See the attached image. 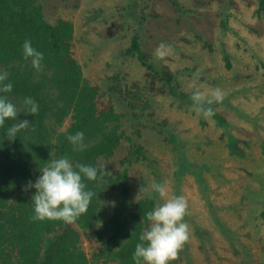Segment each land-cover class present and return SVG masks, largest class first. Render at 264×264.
Listing matches in <instances>:
<instances>
[{"label":"rangeland","instance_id":"obj_1","mask_svg":"<svg viewBox=\"0 0 264 264\" xmlns=\"http://www.w3.org/2000/svg\"><path fill=\"white\" fill-rule=\"evenodd\" d=\"M39 1L50 21H73L84 75L102 86L99 100L121 113L125 137L102 159L106 172L128 173L134 205L154 182H166L169 197H185L189 239L170 264H264L260 0ZM136 34L149 66L128 50ZM161 42L170 47L158 58ZM171 85L189 96L218 88L223 100L204 116ZM152 200L162 202L156 194ZM81 246L86 264H120L95 228Z\"/></svg>","mask_w":264,"mask_h":264},{"label":"trees","instance_id":"obj_2","mask_svg":"<svg viewBox=\"0 0 264 264\" xmlns=\"http://www.w3.org/2000/svg\"><path fill=\"white\" fill-rule=\"evenodd\" d=\"M260 2L264 7V0ZM47 17L39 0H0V71H7L13 82L8 96L21 111L17 121L27 119L32 125L14 140L0 129V264H86L81 239L90 228H95L97 240L106 239L115 246L120 264H135L132 252L149 224L146 213L154 201L144 198L133 204L126 171L115 177L103 167L101 179L86 181L95 195L88 210L73 222L31 219V196L36 189L26 185L41 174L40 167L52 154L103 166L102 159L113 156L125 137L121 113L113 102L99 100L102 86L82 71L73 21L52 22ZM25 39L44 53L39 70L22 56ZM128 50L150 65L138 34ZM170 89L190 97L174 85ZM25 96L38 102L36 114L23 112ZM214 116L227 121L217 111ZM76 131L84 133L87 147L74 152L67 136Z\"/></svg>","mask_w":264,"mask_h":264},{"label":"clouds","instance_id":"obj_3","mask_svg":"<svg viewBox=\"0 0 264 264\" xmlns=\"http://www.w3.org/2000/svg\"><path fill=\"white\" fill-rule=\"evenodd\" d=\"M168 45L161 42L153 55L164 57L169 50ZM22 56L30 60L36 70L41 68L44 53L33 46L30 39H25L21 46ZM13 90V82L7 71H0V129L9 140H14L20 133L28 129L27 119L17 121V105L9 98ZM223 92L213 89L210 92L195 90L190 99L192 107L204 116L212 114L213 103L223 100ZM25 113L36 114L39 111L38 102L32 96L23 98ZM12 121V123H7ZM72 150L82 151L87 145L84 133L76 131L67 136ZM51 159L40 167V175L34 181L29 180L26 187L35 188L31 196L33 220H63L71 223L88 210L95 193L87 186L86 181H96L104 176L102 165L86 164L74 161L69 155H51ZM144 190L141 188L140 192ZM158 195L162 202L157 203L146 213L148 226L140 233L138 242L132 252L135 264H170L189 239V225L183 219L187 214V202L183 195L168 196L166 182H154L151 191H147V199Z\"/></svg>","mask_w":264,"mask_h":264}]
</instances>
